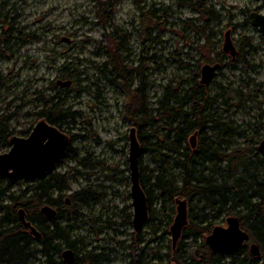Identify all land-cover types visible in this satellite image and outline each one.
Returning <instances> with one entry per match:
<instances>
[{
    "label": "rangeland",
    "instance_id": "rangeland-1",
    "mask_svg": "<svg viewBox=\"0 0 264 264\" xmlns=\"http://www.w3.org/2000/svg\"><path fill=\"white\" fill-rule=\"evenodd\" d=\"M109 1L113 3L112 17L102 22L95 13L97 0H1L0 106L13 114L10 122L16 129L13 135L26 137L27 131L41 120L36 115L41 105L35 98L40 92L53 95V86L61 80L58 79L61 67L65 63L72 64L70 68L79 71L80 79L64 89L72 111H78L79 115L70 125L73 130L69 126H65V130L77 136L72 147L81 156L91 154L94 161L111 167L107 175L102 170H85L95 175L89 179L83 174L71 180L66 192L69 195L91 187L101 196L98 202L82 203L80 220L71 221V239L76 241L78 254L81 258L93 251L109 254V261L104 264H127L130 254L141 255L144 264H179L171 253L182 238V228L176 241L171 232L179 215V204L171 205L174 217L170 225H160L156 221L145 224L139 233L132 225L129 136L134 126L125 116V106L131 100L125 86L136 89L139 78L126 81L103 72L104 64L115 57V48L107 35L117 31L122 36L117 54L119 61L124 66L139 68L144 75L149 109L156 108L165 86L175 89L178 83L189 82L193 77L200 81L201 69L206 63L203 59L212 48L223 51L227 32L238 49L239 40L250 41L251 46L245 47L246 62H231L230 52L223 54L221 67L208 90L215 96L222 88L239 89V94L226 95L229 104L222 105L219 112L223 120L235 122L247 130H260V140L255 144L258 147L264 138V129L255 126L264 116V36L251 25L249 15L254 11L264 14V0H208L221 17L212 24L217 36H211L212 41L220 43L217 48L210 44L201 52L196 50L199 36L186 22L197 14L180 6L178 0ZM140 6L144 11L155 12L158 29L141 20L143 10ZM196 60L202 63L198 65ZM182 62L189 64V70L183 68ZM107 66L111 69L116 65ZM222 98L220 94V100ZM86 128L96 135L98 142L91 138ZM235 140V145L245 141L241 137ZM10 147L1 142L0 154ZM144 161L149 164L150 155H146ZM78 168L82 169L76 162L67 160L57 170L73 173ZM29 184L27 179L19 180L12 190L20 192ZM155 210L160 211V204H155ZM221 224L227 225L226 222L217 225ZM165 230L168 232L164 235ZM228 260L230 258L225 256L222 264Z\"/></svg>",
    "mask_w": 264,
    "mask_h": 264
},
{
    "label": "trees",
    "instance_id": "trees-1",
    "mask_svg": "<svg viewBox=\"0 0 264 264\" xmlns=\"http://www.w3.org/2000/svg\"><path fill=\"white\" fill-rule=\"evenodd\" d=\"M178 4L197 14V17L186 21L188 27L199 36L196 50H207L210 44L217 48L220 41L211 39L212 35L217 36L212 24L221 20L216 7L210 5L208 0H178ZM112 8L111 1L97 0L95 13L98 19L103 22L112 17ZM140 9L143 10L141 20L148 21L158 29L155 12L144 11L141 6ZM107 37L115 48V57L104 64L103 72L118 75L126 81L139 78L136 89L125 86L131 97L125 106V116L137 129L140 144V183L149 205V218L145 224L151 225L157 221L160 225H170L174 217L171 205L182 203L183 206V201H186L189 225L182 232L178 248L171 252L173 260L179 264H222L226 255L221 256L210 250L204 238L219 222L236 215L242 221V227L250 233L251 240L259 244L261 256L252 258L244 245L228 256L230 260L224 264H264V150L260 151L259 146L255 145L260 140V130L253 131L250 128L249 132L235 122L223 120L219 112L222 105L229 104L226 95L239 94V89L222 88L220 93L218 91L219 95L214 96L208 90L210 83L203 84L193 77L189 82L178 83L175 89L170 85L165 86L156 101V108L149 109L146 96L148 86L143 81L144 75H141L139 68L124 66L119 61L117 54L122 36L115 31ZM238 43L240 50L234 44L237 52L235 57L230 55V60L246 62L245 47L251 46L250 41L241 39ZM225 53V50L212 48L203 61L211 64L221 62ZM196 61L198 65L202 63ZM182 63L183 68L189 70V64ZM108 64L116 66L108 69ZM71 65L63 64L58 79L73 80V83L79 81L80 73L70 68ZM53 90L55 93L51 96L40 92L41 95L35 98L41 105L36 115L58 126L70 137V144L58 160L57 168L71 160L82 169L78 168L73 173L56 170L44 179H27L30 184L20 192L12 190L14 183L19 180L12 181L0 175V264H64L62 253L68 248L76 252V264H104L110 258L109 254L102 255L94 251L81 258L75 248L76 241L71 239V221L80 220L82 203L101 199L91 187L66 195L71 180L83 174H87L90 179L93 173L85 172L89 168L102 170L107 175L111 167L107 168L101 161H94L91 154L81 156L73 149L72 142L77 136L65 130V126L73 130L70 125L75 123L79 112L72 111L66 100L68 93L63 86L59 89L53 86ZM220 94L223 97L221 100ZM12 115L0 106V144L2 142L7 146L16 130L10 124ZM262 117L255 126L264 129ZM196 131L198 140L196 148H192L190 138ZM89 134L98 142L96 135L91 131ZM238 137L245 141L235 145V138ZM146 155H150L152 168L150 163L144 161ZM48 204L57 209L54 220H47L41 212L40 208ZM155 204H160V211L155 210ZM20 208L25 210L26 220L31 221L41 232L40 238H34L24 227L19 219ZM163 232L165 235L168 230ZM129 259L127 264H144L139 254H130Z\"/></svg>",
    "mask_w": 264,
    "mask_h": 264
},
{
    "label": "water",
    "instance_id": "water-1",
    "mask_svg": "<svg viewBox=\"0 0 264 264\" xmlns=\"http://www.w3.org/2000/svg\"><path fill=\"white\" fill-rule=\"evenodd\" d=\"M250 23L253 27H257L259 32L264 36V14L254 11L250 13ZM225 44L223 50L230 52L232 57H235L237 49L229 39V32L225 34ZM221 67L219 62L210 64L205 63L201 69V83L209 84L216 71ZM71 80H64V86H70ZM130 173H131V194L133 205V226L135 229L141 230L148 219V209L146 194L143 192L140 183L139 172V157L141 155L139 140L135 127L130 128ZM27 137L12 136L10 140L11 149L0 154V175L14 180L22 179H44L57 168V162L70 144V137L63 133L56 126H52L44 118L39 120L33 127ZM196 132L191 136L192 146L196 145ZM259 150H264V139L260 141ZM42 214L47 220H54L57 211L52 206L44 205L41 208ZM19 219L23 225L31 231V234L36 238L41 237V232L26 220L25 210L19 209ZM227 227H215L211 235L206 238V244L210 249L217 253L232 254L234 251L243 246V242L250 239V234L241 228V221L238 217L231 215L226 219ZM186 225L184 214L180 211L172 228L174 241L179 237L181 228ZM251 253L253 256H259L260 247L257 243L251 245ZM62 258L65 264H76V252L73 249H64Z\"/></svg>",
    "mask_w": 264,
    "mask_h": 264
},
{
    "label": "flooded vegetation",
    "instance_id": "flooded-vegetation-1",
    "mask_svg": "<svg viewBox=\"0 0 264 264\" xmlns=\"http://www.w3.org/2000/svg\"><path fill=\"white\" fill-rule=\"evenodd\" d=\"M225 40H226V39H225ZM224 44H225V42H224ZM223 47H224V45H223ZM223 47H222V50H223ZM213 63H216V62H213ZM213 63H212V65H213ZM219 63H220V62H219ZM210 64H211V63H210ZM220 64H221V63H220ZM67 80H68V79H67ZM63 81H64V80H63ZM63 81H62V80H58V81H57V84H56V88L59 89V88L62 87V86H63V88H64L65 86H64V84H63ZM71 81H72V83H71V85H72V84H73V80H71ZM200 82H201V80H200ZM210 82H211V81H210ZM42 119H43V118H42ZM44 119H45V118H44ZM39 120H40V119H39ZM45 120H46V119H45ZM46 121H47V120H46ZM37 122H38V121H37ZM37 122H36V124H37ZM47 122H48V121H47ZM48 123H50V122H48ZM36 124H35V125H36ZM50 124H51V123H50ZM35 125H34V126H35ZM51 125H52V124H51ZM34 126H33V127H34ZM52 126L55 127L56 125H52ZM56 127H57L58 129H60L58 126H56ZM32 129H33V128H32ZM32 129H31V131H32ZM31 131H30V132H31ZM60 131H61V129H60ZM30 132H29V133H30ZM29 133H28V135H30ZM63 133H64V132H63ZM65 134H66V133H65ZM194 134H195V133H194ZM28 135H27V136H28ZM13 136H17V135H13ZM27 136H26V137H27ZM18 137H20V136H18ZM23 137H24V136H23ZM195 137H196V144H197V140H198V137H197V131H196V136H195ZM10 140H11V139H10ZM190 141H191V138H190ZM9 144H10V142H9ZM259 144H260V143H259ZM191 145H192V142H191ZM11 147H12V146H11ZM11 147H10V149H11ZM192 148H196V145H195L194 147L192 146ZM258 148H259V147H258ZM10 149H9V150H10ZM62 155H63V153H62ZM62 155H61V156H62ZM59 159H60V158H59ZM56 170H57V168H56L54 171H56ZM54 171H53V172H54ZM53 172H52V173H53ZM50 174H51V173H50ZM131 195H132V194H131ZM183 202H184V203H183V206H182V203H179V202H178V203H179L178 210H179V212L181 211V212L184 214V216H185V220H186V225H184V226L182 227V232H183V230L185 229V227H187V226L189 225V224H188V214H189V213H188V209H189V208H188V203H187L186 201H183ZM52 207H53V206H52ZM53 208H54V207H53ZM55 209H56V208H55ZM133 210H134V209H133ZM56 211H57V209H56ZM148 213H149V209H148ZM234 216H236V215H234ZM228 217H229V216H228ZM228 217H226L225 220H223V221H221V222H226V219H227ZM236 217H238V216H236ZM148 218H149V217H148ZM238 219H239V221H240V218H239V217H238ZM133 220H134V216H133ZM221 222H219V223H221ZM174 223H175V221H174ZM226 224H227V222H226ZM132 225H133V221H132ZM144 225H145V224H144ZM227 225H228V224H227ZM227 225H226V226L223 225V224H221V225H216V226L213 227V229H214L215 227H217V226H220V227H221V226H225V227H227ZM173 226H174V224H172L171 232H172V228H173ZM24 227H25V226H24ZM144 227H145V226H144ZM144 227H143V228H144ZM25 228H26V227H25ZM134 228H135V227H134ZM143 228H142L141 230H138V231L135 229V232H136V233H139L140 231L143 230ZM241 228L244 229V228L242 227V221H241ZM26 229L29 231L28 228H26ZM213 229H212V230H213ZM212 230L210 231V233H209L208 235L205 236V238H204V243H205V244H206V238H207L209 235H211ZM244 230H246V229H244ZM37 231H38V230H37ZM246 231H247V230H246ZM29 232H30V234H31V231H29ZM247 232H248V231H247ZM249 234H250V233H249ZM31 235H32V234H31ZM181 235H182V234H181ZM32 236H33V235H32ZM182 236H183V235H182ZM33 237H34V236H33ZM34 238H35V237H34ZM254 243H257V242L252 241V240H251V236H250V239L247 240V241H245V242H243V246H242V247H244V245L247 246V248H248V253L251 255L252 258L258 257V256H253L252 253H251V245L254 244ZM257 244H258V243H257ZM207 245H208V244H207ZM258 245H259V244H258ZM208 247H209V245H208ZM242 247H241V248H242ZM241 248H240V249H241ZM209 249H210V247H209ZM240 249H238V250H240ZM210 250H212V249H210ZM238 250H236V251H238ZM212 251H213V250H212ZM236 251H234L233 253H235ZM214 252H215V251H214ZM215 253H217V252H215ZM233 253H232V254H224V253L221 254V253H217V254H218V255H221V256H222V255L231 256V255H233ZM259 256H261V254H260ZM75 261H76V259H75ZM76 263H77V261H76Z\"/></svg>",
    "mask_w": 264,
    "mask_h": 264
},
{
    "label": "bare ground",
    "instance_id": "bare-ground-1",
    "mask_svg": "<svg viewBox=\"0 0 264 264\" xmlns=\"http://www.w3.org/2000/svg\"><path fill=\"white\" fill-rule=\"evenodd\" d=\"M256 28H257V27H256ZM257 29H258V28H257ZM193 135H194V134H193ZM193 135H192V136H193Z\"/></svg>",
    "mask_w": 264,
    "mask_h": 264
}]
</instances>
